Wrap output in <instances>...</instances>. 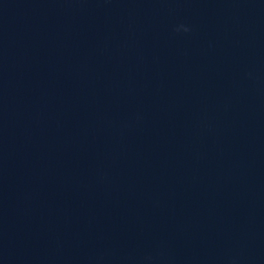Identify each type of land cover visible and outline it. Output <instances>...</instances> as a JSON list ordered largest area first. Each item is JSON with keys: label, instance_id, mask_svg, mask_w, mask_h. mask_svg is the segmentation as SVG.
I'll list each match as a JSON object with an SVG mask.
<instances>
[{"label": "clouds", "instance_id": "obj_1", "mask_svg": "<svg viewBox=\"0 0 264 264\" xmlns=\"http://www.w3.org/2000/svg\"><path fill=\"white\" fill-rule=\"evenodd\" d=\"M181 30H183L184 32H188L190 29L187 28V27H185L184 25H181V26H179V27L176 29V31H181Z\"/></svg>", "mask_w": 264, "mask_h": 264}]
</instances>
